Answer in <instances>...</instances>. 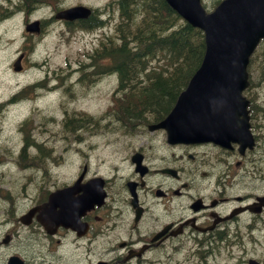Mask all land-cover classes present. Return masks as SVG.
Masks as SVG:
<instances>
[{
	"label": "flooded vegetation",
	"instance_id": "flooded-vegetation-1",
	"mask_svg": "<svg viewBox=\"0 0 264 264\" xmlns=\"http://www.w3.org/2000/svg\"><path fill=\"white\" fill-rule=\"evenodd\" d=\"M21 1L27 7L34 2ZM3 20L0 11V23ZM43 20L50 19H40V33L45 29ZM86 21L92 26L97 16L91 14ZM22 48L18 62L33 52L29 42ZM96 54L97 50L67 76L76 71L77 82L89 65L97 69ZM248 109L253 146L244 150L235 142L230 147L211 142L170 145L164 131L144 129L106 133L115 139L100 162H89L77 148L71 177L77 188L70 196L79 198L67 205L81 214L75 228L53 226L54 239L36 219L27 226L19 218L43 204L48 193H32L20 202L0 194V227L5 229L0 250H10L2 253L0 264L20 255L26 249L25 239L43 250L20 255L25 264H264V99L251 97ZM77 137L79 142L85 140ZM27 164L41 163L33 164L32 159ZM99 176L104 190L101 204L93 202L97 186L91 184ZM32 227L43 232L44 239L39 230H29Z\"/></svg>",
	"mask_w": 264,
	"mask_h": 264
},
{
	"label": "rangeland",
	"instance_id": "rangeland-1",
	"mask_svg": "<svg viewBox=\"0 0 264 264\" xmlns=\"http://www.w3.org/2000/svg\"><path fill=\"white\" fill-rule=\"evenodd\" d=\"M82 1L84 3H92L97 7H100L106 1L109 0H57L55 3H74ZM206 7L211 8L212 1L216 0H202ZM51 4L49 10L46 8L34 12L32 16L38 17L48 14L52 11V7L55 6ZM115 18V16H114ZM62 29L58 27L56 22H52L47 27V33L42 35L39 39L38 37H32L31 41L34 43V52L31 57L27 59L25 70L22 73H14L12 70V63L15 59L16 52L18 50V42L22 40L23 26L22 19L18 18L17 21L12 23L5 24L1 27V44H0V100L8 97L10 93L18 89H22L29 84H32L41 78H50L51 84L58 85L57 91L54 89L48 88L44 90H34L29 91L25 94V99L18 104H12L6 106L2 109L0 107V157L4 156L7 161L9 157L13 159L16 158L15 155H7L2 147L9 149V137L13 133V127L15 121L24 117L26 110H29L28 117L30 119L29 128L30 131L34 133H42L46 142L50 144V151L47 153V158L45 162H40V165H29L24 167L19 163L13 164L11 167H8L6 164L1 165L0 167V180L4 179L9 182L17 181L21 176L31 178L35 175L37 169L45 175L47 179L51 181V184H60L67 180L74 171V168L77 166V153L75 150L76 131H80L82 138H87L88 141H84L79 145L85 146L87 143H93L94 137L90 138V132L77 129V122H71L73 125L72 131L65 126V121L69 120V117H73L77 110H83L88 113H95L99 115V131L98 137L99 141L103 137V128L100 123L103 120L101 115L104 113L106 105L110 102L109 93L110 91H105V88H108V82H101L99 84V98L89 96H77L73 99L68 98L65 101H59L62 97H65L66 94H63V86L67 87L72 85V88H75L73 91L77 92L76 80L78 73L76 71L72 72L71 75L67 76V71L60 73V67L64 68L70 64L71 71L76 69L77 62V53L82 50H87L91 48L94 42L97 44L100 42V31L97 40L91 42L93 34L74 32L70 37L61 35ZM107 34H111V29L105 28ZM12 39L11 44H8L6 40ZM96 39V38H95ZM261 47H264V42ZM41 64L35 66L34 69L30 68L31 64L36 62ZM264 64V49L260 52L257 59L252 65L253 74L252 78L257 82V85H253V88L250 90V97H259L264 99V72L261 75L259 72L263 69ZM57 76H64L62 81L56 79ZM113 76V75H112ZM260 76L261 80H257ZM116 77V76H114ZM72 91V89H70ZM35 94V96H34ZM60 104V105H59ZM65 116L63 120L62 116ZM32 124L35 125V128L32 129ZM41 129V130H40ZM4 142V143H3ZM101 144V142L99 143ZM78 147V146H77ZM107 150L98 151V155H104ZM37 163V160H33V164ZM95 166V165H94ZM31 167V168H29ZM26 180V179H25ZM15 187V185L13 186ZM26 189H29V186H23ZM3 191L0 194L3 195H12V191L8 188V183L3 186ZM10 195V196H11ZM5 229L0 227V236ZM25 228L20 230V233L24 231ZM260 237V236H259ZM261 240H264L263 238ZM30 246H35L30 242ZM5 249L0 250V259H3V254ZM25 251V248H23ZM20 251V249H19ZM36 252V248H35ZM29 257V256H28Z\"/></svg>",
	"mask_w": 264,
	"mask_h": 264
},
{
	"label": "water",
	"instance_id": "water-1",
	"mask_svg": "<svg viewBox=\"0 0 264 264\" xmlns=\"http://www.w3.org/2000/svg\"><path fill=\"white\" fill-rule=\"evenodd\" d=\"M165 1L204 31L206 50L170 112L151 128H164L170 143L249 141L247 101L241 92L248 85V57L264 37V0H222L209 13L200 0ZM72 11L71 17L88 12L81 7Z\"/></svg>",
	"mask_w": 264,
	"mask_h": 264
},
{
	"label": "trees",
	"instance_id": "trees-1",
	"mask_svg": "<svg viewBox=\"0 0 264 264\" xmlns=\"http://www.w3.org/2000/svg\"><path fill=\"white\" fill-rule=\"evenodd\" d=\"M118 6L124 20L96 59L98 68L117 73L123 95L113 98V106L129 128L166 114L200 64L204 42L202 31L185 23L164 0H120Z\"/></svg>",
	"mask_w": 264,
	"mask_h": 264
},
{
	"label": "bare ground",
	"instance_id": "bare-ground-1",
	"mask_svg": "<svg viewBox=\"0 0 264 264\" xmlns=\"http://www.w3.org/2000/svg\"><path fill=\"white\" fill-rule=\"evenodd\" d=\"M157 34H159V32H158ZM157 34H156V35H157ZM159 35H161V34H159ZM159 35H157V36H159ZM161 36H162V35H161ZM146 39H147V37H146ZM162 52H163V51H162ZM163 53H164V52H163ZM124 54H126V53H124ZM127 55H130V54L127 53ZM162 55H163V54H162ZM165 55H166V54H165ZM163 57H164V56H163ZM125 58H126V57H125ZM125 61H126V60H125ZM126 62H127V61H126ZM127 63H128V62H127ZM95 69H96V68H95ZM82 70H83V69H82ZM116 74H117V73H116ZM95 75H96V74H95ZM63 87L65 88V86H63ZM64 88H63V89H64ZM122 95H123V94H122ZM143 113H144V112H143ZM142 117H143V116H142ZM144 118H145V117H144ZM142 120H144V119H142ZM129 121H130V120H129ZM131 121H132V120H131ZM127 122H128V121L126 120V123H127ZM133 122H136V121L134 120ZM137 122H138V121H137ZM140 122H141V121H140ZM129 124H130V123H129ZM8 196H9V195H8ZM6 197H7V196H6Z\"/></svg>",
	"mask_w": 264,
	"mask_h": 264
}]
</instances>
